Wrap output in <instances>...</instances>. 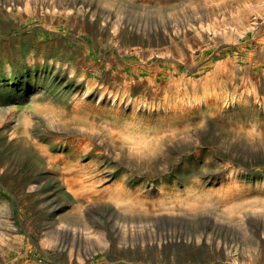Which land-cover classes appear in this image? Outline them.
I'll return each instance as SVG.
<instances>
[{"label": "rangeland", "instance_id": "rangeland-1", "mask_svg": "<svg viewBox=\"0 0 264 264\" xmlns=\"http://www.w3.org/2000/svg\"><path fill=\"white\" fill-rule=\"evenodd\" d=\"M0 264H264V0H0Z\"/></svg>", "mask_w": 264, "mask_h": 264}, {"label": "bare ground", "instance_id": "bare-ground-1", "mask_svg": "<svg viewBox=\"0 0 264 264\" xmlns=\"http://www.w3.org/2000/svg\"><path fill=\"white\" fill-rule=\"evenodd\" d=\"M71 71L70 72H73V69H70ZM81 77H84V76H81ZM125 84H126V86L127 87H130L129 86V82L128 81H126L125 82ZM107 90V89H106ZM94 91H95V89H93V87L92 86H89V85H87V87H86V89H85V91L84 92H82V93H76L75 95H74V99H75V97L77 96V97H81V99H83V97H85L86 95H89L90 93V95H92L93 93H94ZM109 95H111V92H107ZM83 95V96H82ZM94 95H95V93H94ZM104 96V91H101L100 93H99V97L100 98H102ZM122 99V98H121ZM121 99L118 101L117 100V98L116 97H114V99L113 100H117L116 102L114 101L113 102V108H114V110H119L120 109V107H121ZM75 100H77V99H75ZM78 101H80V99H78ZM79 105H82L80 102H77V103H75L74 102V104H73V106H72V109L73 110H75V109H77L78 108V106ZM132 106L134 107V108H137L138 106H136L134 103L132 104ZM143 107H146V103H144L143 104Z\"/></svg>", "mask_w": 264, "mask_h": 264}]
</instances>
